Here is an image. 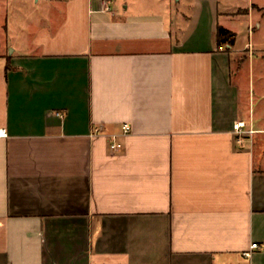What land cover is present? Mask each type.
Returning <instances> with one entry per match:
<instances>
[{"label":"crops","instance_id":"1","mask_svg":"<svg viewBox=\"0 0 264 264\" xmlns=\"http://www.w3.org/2000/svg\"><path fill=\"white\" fill-rule=\"evenodd\" d=\"M19 1L0 5V264H264V127L233 67L253 6L36 0L35 20Z\"/></svg>","mask_w":264,"mask_h":264},{"label":"rangeland","instance_id":"2","mask_svg":"<svg viewBox=\"0 0 264 264\" xmlns=\"http://www.w3.org/2000/svg\"><path fill=\"white\" fill-rule=\"evenodd\" d=\"M33 1L34 4L31 3L28 11L30 18H35L36 20L42 16V7L41 4L38 5L39 3L36 0ZM163 1L171 3L174 11L170 13L173 15L174 20H176L177 14L187 13L184 1L180 4H176L177 0ZM19 3H21L19 0H0L1 6L10 5V17L14 15V10ZM221 3L227 9L237 6L242 8L253 6L254 27L249 30L246 20L234 22L235 33L237 34L236 47L244 48L246 52L239 56L235 55L233 67L242 84L246 109L249 106L247 100L251 96L252 112L256 122L255 127H264V0H221ZM170 13L169 15H171ZM11 24H14L11 27V34L15 35L18 33L21 35V39L26 41L28 39V31L17 28L15 22ZM245 123L249 125V112H246Z\"/></svg>","mask_w":264,"mask_h":264},{"label":"trees","instance_id":"3","mask_svg":"<svg viewBox=\"0 0 264 264\" xmlns=\"http://www.w3.org/2000/svg\"><path fill=\"white\" fill-rule=\"evenodd\" d=\"M216 36L218 45L229 44L233 46L235 43L236 34L221 26L217 28Z\"/></svg>","mask_w":264,"mask_h":264},{"label":"built area","instance_id":"4","mask_svg":"<svg viewBox=\"0 0 264 264\" xmlns=\"http://www.w3.org/2000/svg\"><path fill=\"white\" fill-rule=\"evenodd\" d=\"M235 128H236V133H237L240 137H242V135L244 134V131H243L241 125H240V124H237V125L235 126ZM123 130H124V133H128L129 130H130V128H129V126H128L127 124H125V125L123 126ZM250 133H252V131H250ZM6 136H7V132H6V130H5V129H0V137H6ZM119 147H120V145H118V144H113V145L111 146V148H112L113 150H116V149H118ZM257 248H258V245H257V244H253V245L251 246V250H254V249H257ZM251 254H252V252H251V251H248V252L245 253V256L250 257Z\"/></svg>","mask_w":264,"mask_h":264}]
</instances>
